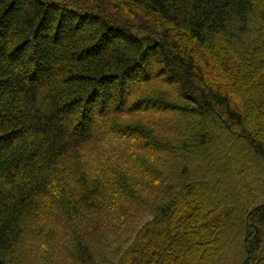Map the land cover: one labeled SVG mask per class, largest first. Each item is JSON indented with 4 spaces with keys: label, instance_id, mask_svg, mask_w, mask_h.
<instances>
[{
    "label": "trees",
    "instance_id": "16d2710c",
    "mask_svg": "<svg viewBox=\"0 0 264 264\" xmlns=\"http://www.w3.org/2000/svg\"><path fill=\"white\" fill-rule=\"evenodd\" d=\"M0 264H264V0H0Z\"/></svg>",
    "mask_w": 264,
    "mask_h": 264
}]
</instances>
